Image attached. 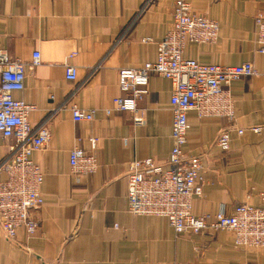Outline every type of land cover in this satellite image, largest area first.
I'll list each match as a JSON object with an SVG mask.
<instances>
[{"label": "crops", "instance_id": "obj_1", "mask_svg": "<svg viewBox=\"0 0 264 264\" xmlns=\"http://www.w3.org/2000/svg\"><path fill=\"white\" fill-rule=\"evenodd\" d=\"M175 1L0 0V51L26 63L24 89L13 96L32 103L30 124L50 133L30 156L44 176L43 203L29 213L37 228L28 235L19 227L13 240L0 230V264H264V248L236 247L227 231L176 234L163 217L127 211L128 162L150 157L165 166L167 161L171 81L150 74L147 93L136 103L138 126L131 111H105L121 94L118 69L154 61ZM189 2L194 13L217 22L218 36L213 44L187 43L184 56L203 64L251 61L257 68V74L229 84L232 121L188 112L183 150L201 157L204 178L192 212H229L240 203L262 208L264 55L256 52L254 17L264 13V0ZM35 51L40 62L30 67ZM66 63L76 68L74 80L64 77ZM72 106L92 111L91 120H73ZM223 129L230 134L227 150L215 144ZM90 137L97 139L98 169L75 175L69 152L91 151ZM12 141L0 142V160L10 155Z\"/></svg>", "mask_w": 264, "mask_h": 264}, {"label": "built area", "instance_id": "obj_2", "mask_svg": "<svg viewBox=\"0 0 264 264\" xmlns=\"http://www.w3.org/2000/svg\"><path fill=\"white\" fill-rule=\"evenodd\" d=\"M172 22L165 36L156 42L154 61H145L138 67L118 69L117 86L120 95L112 98L114 110L131 111L138 126L136 103L147 93L150 74H157L171 81L170 112L172 145L165 166L150 157L128 162L125 174L127 211L133 215L159 216L167 220L176 234L185 232H215L224 230L232 235L236 247L264 248V207L240 203L229 212L196 215L192 201L202 194L203 164L199 155L184 153L189 128L188 112L198 118H234V101L229 84L241 76L257 74L251 61L236 65L203 64L183 55L187 43L213 44L218 34L214 19L194 13L189 0H176ZM256 25V52L264 55V13L254 17ZM74 53L68 56L71 58ZM40 54L32 53L30 67L38 65ZM64 77L76 78V68L65 64ZM26 63L9 58L0 51V142L12 139L9 154L0 160V230L7 240H13L16 230L23 227L32 235L37 223L30 218V210L43 203L41 186L44 180L40 166L31 154L44 147L50 133L45 126L34 128L29 117L36 109L32 103L15 98L13 92L24 89ZM73 120H91L92 111L71 107ZM252 130L258 131L259 127ZM238 133L243 132L238 129ZM91 151L74 147L68 163L75 175H89L98 169L94 150L97 139L90 137ZM215 144L221 150L230 146L227 129L220 130Z\"/></svg>", "mask_w": 264, "mask_h": 264}]
</instances>
